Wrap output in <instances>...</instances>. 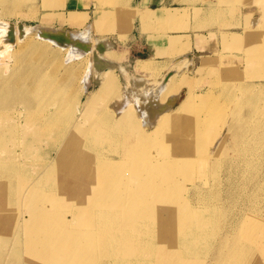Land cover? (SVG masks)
<instances>
[{
	"label": "rangeland",
	"instance_id": "374dc122",
	"mask_svg": "<svg viewBox=\"0 0 264 264\" xmlns=\"http://www.w3.org/2000/svg\"><path fill=\"white\" fill-rule=\"evenodd\" d=\"M178 1L184 3L185 7L177 10L181 15L177 17L178 22L173 27H170L167 20L154 21L155 11L153 10H147L141 14L142 29L145 31L177 30L188 31L193 35L172 39V49L167 53L168 57L163 59L142 57L136 51H132L135 46H131L133 41L131 32L138 26L135 19L139 15L133 0L0 1V23H3L0 24V33L7 35V37H2V40L0 39V68L4 67V70H8L14 67L17 62L23 68L26 61L28 62L32 58L31 47L37 46L41 42L42 29L25 31L21 26L49 27L59 32L64 30L81 32L85 30L87 24H90V46L92 48L89 46V50L78 49L77 52L81 51L77 53L79 57H75L71 62L65 60L72 53L70 46L56 49V53L61 59V66L55 77L61 81V102L65 104V108H62L61 112V126H63L64 135L75 127L77 120H80L83 129L88 131L91 125L104 123L107 120H111V122L119 120L126 113L134 116L142 127V131L146 133L153 131L155 126L147 125L134 102L128 105L122 113L117 110L122 107L125 95L130 93L135 83H141V90L143 89V92L147 94L149 87L150 91L154 89L157 91V88L154 87H158V83L168 74H174L166 91L160 92V101H167L170 95L175 94L178 97L169 111H180L171 117L169 123L160 125L159 130L154 132L153 143L151 142L148 148L152 155L166 153V151L169 153V158L173 155L174 163L171 161L172 165H168V159H166L164 165L174 170V177L170 178V181L166 180L169 185L166 190L168 194L165 193L170 204L179 205L180 201L182 202L181 206L185 209L188 220L187 226L183 231H178L173 240L176 238L179 241L184 237L182 236L183 232L193 227L209 225L208 229L211 228V232L217 239L225 232L231 235L227 241L223 242L226 244L225 249L229 250L231 248L229 244H232L235 239L238 240L235 238L237 237L235 234L232 236V228H238L241 244L244 248H248L250 238L257 231L264 234V0ZM203 6L206 7L204 18H202ZM146 14H149L150 20L144 18ZM169 15L177 16L173 13ZM184 38L186 39L184 40ZM96 42L108 43L110 49H106L104 53L100 54L120 64L125 70L106 69L100 75L97 74L94 66V53L98 50L95 46ZM52 48L54 47L52 46ZM116 50H125L127 57L120 56ZM36 53L39 52H35L33 57H38ZM186 55L191 58H187ZM59 57L57 56V58ZM141 58L142 60L137 64L138 59ZM48 68V71H51L54 67L49 66ZM68 68H71V72L68 71ZM106 76L112 77L113 80L108 83L107 90L98 94ZM89 77L91 85L87 92L84 86L85 80ZM189 95L192 97V103L182 111L179 105ZM12 99L13 97L10 95L3 98L4 103L11 102ZM16 100L12 103L14 104ZM20 110H23V106L18 101L15 111L18 113ZM231 125L233 127L241 126L243 129L245 127L244 130L248 129L247 140L255 149V152L252 151L254 153L244 152L240 146V149L239 147L235 148V145L239 143L238 138H235L233 144L232 137L233 134L239 133H237V129L234 133L231 130L227 132ZM120 126H122V132L129 131L127 125ZM225 135V145L220 153L217 144L220 138ZM134 139L135 137L130 138L131 141ZM113 141L116 146V139ZM164 143H168L170 147L161 150V145ZM35 145V157L31 160L33 166L24 170L21 177L11 180L14 186L20 184L17 187L21 191V195H23L22 189L26 187L25 184L28 185L36 178V172L39 171L38 166L52 163L60 147V144L53 143ZM9 147L17 160L25 161L24 147L20 141ZM102 147L110 153L111 158L117 160L121 158V153H123L121 148L115 149L110 143H105ZM177 148L182 149L177 151L179 150ZM233 150L235 151L233 152ZM239 155L241 157H238ZM64 165L59 168V171L64 168ZM235 166L239 167V170L234 168ZM161 169L165 170L164 174L166 175L168 169L162 167ZM135 171L130 168V172ZM58 173L53 172L50 175L49 179L55 182L45 186L44 190L46 194L58 196L59 203L56 205L48 201L46 205L49 208L53 204V206L56 205L58 208H54L58 209L64 219H72L75 215L74 211L80 210L85 198L79 192L78 183L71 184L69 187L58 185L61 184V179H58L61 176ZM159 174L156 176H161L162 173L159 172ZM75 179L72 178L71 181L74 182ZM248 179H251L250 182ZM125 180L126 178H124ZM5 197L8 199V193ZM13 198L16 201L15 207L9 208L8 215L2 220L6 230L4 236L9 238L3 242L0 239V261L5 259L8 264H30L23 260L25 250H22V254L19 255V248L22 246L21 238L17 240L11 237L14 235L19 219L25 212L24 207L20 204V198ZM248 198L249 200H247ZM246 203L248 204L245 205ZM89 207L93 206L89 205ZM81 209L82 213H86L87 209L83 207ZM242 209H245L247 213ZM253 210L254 212H252ZM58 211L56 210V212ZM210 215L212 217L214 215V217L209 220L207 217ZM252 215L253 217H251ZM85 217V214L78 218L75 217L70 224L79 232L85 231L89 229L84 224ZM94 224L91 228L96 229ZM256 224H258L257 227ZM243 227L244 230H242ZM261 227L262 229H260ZM248 228H250L249 231ZM158 229L155 227L154 233ZM103 237L101 236V238ZM213 239L201 246L197 244L195 247H199V249L197 248L198 255L192 256L191 260L182 263L214 264L219 255H215L218 243L217 239L212 242ZM101 244V241L98 240L96 251L101 249ZM154 245L162 247L157 254L156 264H180L178 263L180 255L186 253L183 250L184 247L176 248L175 243L168 236L162 240L156 239ZM212 245V251L207 255L203 254L202 251ZM102 253L98 254L99 257L95 254L90 255L85 262L79 264H116L111 256L104 251ZM52 260L54 262V258ZM131 264H140V261L134 260Z\"/></svg>",
	"mask_w": 264,
	"mask_h": 264
},
{
	"label": "bare ground",
	"instance_id": "6f19581e",
	"mask_svg": "<svg viewBox=\"0 0 264 264\" xmlns=\"http://www.w3.org/2000/svg\"><path fill=\"white\" fill-rule=\"evenodd\" d=\"M148 17L149 14H146L144 18L150 20L151 18ZM170 17L174 16L170 15ZM90 27V24H87L85 30L81 32L65 30L59 32L49 27L21 26L25 31L42 29L43 38H40L41 42L37 46L33 45L31 47L32 58L28 62L26 61L23 68L19 66L18 62L8 70H4V67L0 68V239L3 242L9 238L4 236L6 230L3 227L2 220L8 215L7 210L15 207L16 201L13 197H18L25 212L19 219L14 235L11 237L17 240L21 238L22 246L19 248V255L22 254V250H25L23 260L30 264H79L85 262L90 255L95 254L96 256L102 251L111 256L116 264H131L134 260H139L140 264H156L157 254L162 247L155 246L154 242L156 239L162 240L166 236L171 238L176 248L181 249L184 247L183 250L186 253H182L183 255H180L178 260V263L183 264L182 262L191 260L190 258L198 253L197 248L199 249V247H195L197 244L199 246L207 244L213 238L212 242H214L217 237L211 232V228L208 229L209 225H204L203 227H197L198 230L193 227L188 231L186 230V232L184 231L182 234L184 237L179 241L176 238L173 240L175 234L180 230L183 231L188 224L185 209L181 206L182 202L180 201L179 205L170 204L166 196L169 185V182L167 185L166 180L174 177V170L164 165L166 159H168V165L174 163V160H172L173 155L169 158L167 151L156 155H152L148 151L154 138V132L159 130L162 123H169L171 117L180 111L174 109V111H169L176 97H178L175 94L170 95L167 101H160V92L166 91L174 74L171 73L167 77L165 76L160 81L161 83H158V87H154V84L153 87L157 88V91L153 90L152 87L153 91H150L149 87V93L147 92V94L143 92V89L141 90V83H135L130 93L126 94L127 96L125 95L124 104L117 110L122 113L128 105L134 102L147 125L155 126L153 131H147V133L142 131V127L134 116L125 112L126 114L121 119L96 123L91 125L88 131L84 130L82 122L77 120L75 127L64 135L63 126H61V112L62 108H65V104L61 102V81L55 77L61 66V59L56 53V49H61L62 46H70L73 49L69 47L72 53L68 51L71 54L65 60L67 62L73 61L75 57H79L77 55L78 49L89 50L88 47L91 44ZM74 34L77 36L76 39H73ZM2 37H7V35H1L0 33L1 40ZM90 47L92 48V46ZM37 51L39 52L36 53L38 57L35 56V58L33 56ZM186 57L191 58L187 55ZM49 66L54 68L48 71ZM120 67L122 71L125 70L124 67ZM68 71L71 72V68H68ZM112 80V77L106 76L98 94H102L107 90L108 83ZM90 85L91 79L89 77L85 80L84 87L86 91L90 89ZM9 95L14 100L17 99L14 104L12 103L13 99L11 102L4 103L3 98ZM18 101L23 106V110L17 113L15 106ZM191 103L192 97L189 95L183 99L179 108L183 111ZM122 124L127 125L129 131L122 132V126H120ZM236 129L239 134H233V144L235 138H238L239 143L235 145V148L237 149L240 146L244 152L254 151L255 149L247 140L248 129L244 130L245 127L243 129L241 126L235 125L233 127L231 125L227 132L231 130L234 133ZM132 133L134 136H131ZM226 135L218 141L217 147L220 149V153L225 145ZM131 137H135L134 141L130 140ZM115 139L117 141L116 146L113 144ZM18 141L24 147V162L17 160L9 149L11 144ZM43 143L49 145L51 143L60 144L58 154L52 163L38 166L39 171L36 172V178L28 185L25 184L26 187L22 189L23 195H21V191L17 187L20 184L14 186L11 180L21 177L24 170L33 166L31 160L35 157V144L41 145ZM105 143H110L115 149L121 148L123 152L121 158L118 160L111 158L110 153L102 147ZM168 147H170L169 144L164 143L161 145V150H166ZM181 149L177 151H181ZM5 152L8 154L5 155ZM116 152L119 154L118 151ZM63 165L64 168L59 171V168ZM132 167L134 168L132 169ZM161 167L168 169L166 175L169 177L164 174L165 170L162 171ZM130 168L132 171H136L130 172ZM234 168L239 170V167L235 166ZM240 168L242 167L240 166ZM229 171L231 172V169ZM53 172H59L58 174L61 176L58 177V179H61V184L58 185L69 187L71 184L78 183L79 192L85 198L83 206H80V210L74 211L75 215L72 219H64L56 209L58 208L56 205L60 200L58 196L45 193L44 187L55 182L49 179ZM159 172L162 173L161 176H156V174L160 175ZM236 172L238 173V171ZM72 178H76L74 182L71 181ZM124 178H126L125 181ZM248 180L250 182L251 179ZM246 184L248 183L246 182ZM7 193L8 199H5ZM48 201L56 205L53 206V204L49 208L46 205ZM89 205L93 207L90 208ZM102 205H105L106 208ZM81 207L87 209L86 213H82ZM82 214L86 216L84 224L89 229L79 232L70 223L75 217L78 218ZM256 216L258 217V215ZM213 217L210 215L207 219L210 220ZM245 218L247 217L245 216ZM93 223H95L93 226H96V229L91 228ZM257 225L255 226L257 227ZM155 227L159 229L154 233ZM232 229V236L235 234L237 236L235 238H238V240L235 239L232 244H229L231 245L229 250L225 249L226 244H223V242L227 241L231 235L226 234L227 232L221 234V237L216 240L218 246L215 255L219 256L217 260L215 259L214 264H264V234L258 231L256 234L253 233L252 238L248 237L250 238L248 248H244L239 239L238 234L240 232H238V228ZM242 230H244V227ZM101 236L105 238L103 237V239ZM98 240L102 244L101 249L96 251ZM213 245L208 249H202L203 254H209L213 249ZM104 261L107 262V260ZM0 264H8V262L4 259L0 261Z\"/></svg>",
	"mask_w": 264,
	"mask_h": 264
},
{
	"label": "crops",
	"instance_id": "0c3cea01",
	"mask_svg": "<svg viewBox=\"0 0 264 264\" xmlns=\"http://www.w3.org/2000/svg\"><path fill=\"white\" fill-rule=\"evenodd\" d=\"M133 3L134 7L138 9L139 15L135 19V23L138 26L131 32V39L133 40L131 46H135L132 51H136L138 54H140V56L163 59L168 57L167 53H169L172 49V39L183 36L186 37V35L193 36L188 31L167 30L166 32H148L142 29L141 14L147 10L155 11L154 21L161 22L163 20H167L169 21L170 27H173V25L178 22L177 17L181 15L177 10L185 7L184 3H180L178 0H133ZM202 8V18H204L206 7L203 6ZM170 13L176 14L177 16L170 17ZM185 39L186 38H184V40ZM116 52H118L120 56L124 58L127 57V52L125 50H116ZM140 60H142V58L138 59L137 64Z\"/></svg>",
	"mask_w": 264,
	"mask_h": 264
},
{
	"label": "water",
	"instance_id": "95a60500",
	"mask_svg": "<svg viewBox=\"0 0 264 264\" xmlns=\"http://www.w3.org/2000/svg\"><path fill=\"white\" fill-rule=\"evenodd\" d=\"M96 48L98 49L97 52L94 53V66L97 74H101L103 70L106 69H116L119 71L121 70L120 64H117L116 62H113L101 54L105 52L106 49H110V46L106 42H96L95 44ZM101 53V54H100Z\"/></svg>",
	"mask_w": 264,
	"mask_h": 264
},
{
	"label": "clouds",
	"instance_id": "9594fccd",
	"mask_svg": "<svg viewBox=\"0 0 264 264\" xmlns=\"http://www.w3.org/2000/svg\"><path fill=\"white\" fill-rule=\"evenodd\" d=\"M76 38H77V36H76V34H74V35H73V39H76Z\"/></svg>",
	"mask_w": 264,
	"mask_h": 264
}]
</instances>
